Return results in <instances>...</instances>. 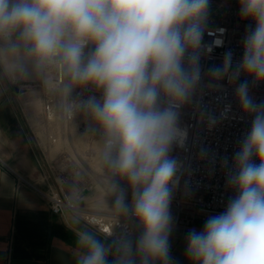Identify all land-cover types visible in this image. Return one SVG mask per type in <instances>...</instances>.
Wrapping results in <instances>:
<instances>
[{"label":"clouds","instance_id":"clouds-1","mask_svg":"<svg viewBox=\"0 0 264 264\" xmlns=\"http://www.w3.org/2000/svg\"><path fill=\"white\" fill-rule=\"evenodd\" d=\"M210 9L211 0H0V66L17 80L53 85L64 110L83 115L113 196L110 231L78 214L66 224L73 264H177L172 202L185 170L173 151L188 136L182 111L199 88L218 90L224 80L250 126L231 162L220 164L231 193L223 211L187 232L184 257L264 264V103L250 94V85L264 84V0H238L240 19L250 22L242 56L233 64L225 53L203 84Z\"/></svg>","mask_w":264,"mask_h":264},{"label":"crops","instance_id":"crops-1","mask_svg":"<svg viewBox=\"0 0 264 264\" xmlns=\"http://www.w3.org/2000/svg\"><path fill=\"white\" fill-rule=\"evenodd\" d=\"M36 81L17 80L0 66V264H73L66 227L73 214H54L48 196L60 190L70 200L81 195V187L54 183L55 162L62 169L63 156L73 148L81 152V132L74 122L46 118L48 91L22 93V83Z\"/></svg>","mask_w":264,"mask_h":264},{"label":"built area","instance_id":"built-area-1","mask_svg":"<svg viewBox=\"0 0 264 264\" xmlns=\"http://www.w3.org/2000/svg\"><path fill=\"white\" fill-rule=\"evenodd\" d=\"M249 23L241 20L238 15V0H211L208 28L202 41L205 48L209 49L201 60L203 84L207 83L206 73L209 69L222 66L225 53H232L233 64L240 60L241 41ZM217 42H220L219 45ZM244 79L242 76L241 81ZM221 83L222 87L218 90L203 86L199 88L192 103L182 111L181 126L187 128L188 136L184 147L175 148L173 155L183 162L185 174L172 202V213L175 217V230L184 233L190 229H199L198 227L201 229L208 216L223 211L231 193L225 189V175L220 164L225 158L231 162L238 142L250 126V118L242 117L235 99V85L229 84L227 80ZM20 87L23 89L22 93L31 87L48 91L44 97L46 118L53 123L59 119L74 122L78 130L84 133L83 115L66 112L53 85L33 82L22 83ZM250 94L257 103H264V84L250 85ZM226 106H230L227 112L224 111ZM208 116L216 119V123L211 127ZM87 137L95 141L94 138ZM51 139L56 141L54 133ZM48 197L54 214H78L85 219L84 222L90 226L92 224L100 233L106 232L105 229L110 231L114 227L115 214L97 212L100 219L95 222L90 214H81V210L84 212L87 208L79 204V200H83L80 194L70 200L65 192L60 190Z\"/></svg>","mask_w":264,"mask_h":264},{"label":"rangeland","instance_id":"rangeland-1","mask_svg":"<svg viewBox=\"0 0 264 264\" xmlns=\"http://www.w3.org/2000/svg\"><path fill=\"white\" fill-rule=\"evenodd\" d=\"M43 82V81H36ZM81 132V131H80ZM71 155L63 156L59 161L62 169L57 168L54 164V183L58 186L64 184L75 185L81 187L82 206L91 212H99L102 214H117L113 205V196L107 190L103 183L100 167L97 160L96 142L89 139L81 132V152L73 148ZM66 155V154H65ZM81 220H85L81 217ZM86 223V222H85ZM87 226L92 227L86 223ZM198 227V226H197ZM200 230V227H198ZM187 232L174 230L171 239V251L177 264H188L184 257V237Z\"/></svg>","mask_w":264,"mask_h":264},{"label":"bare ground","instance_id":"bare-ground-1","mask_svg":"<svg viewBox=\"0 0 264 264\" xmlns=\"http://www.w3.org/2000/svg\"><path fill=\"white\" fill-rule=\"evenodd\" d=\"M81 214H85V215H86V214H90V215L92 216L91 218H92V220H93L94 222H95V221H98V220L100 219V218H98L99 216L97 215V212H91V211H88V210H87V211L85 210V211L83 212V210H82V211H81ZM93 216H95V217H93ZM96 219H98V220H96Z\"/></svg>","mask_w":264,"mask_h":264},{"label":"snow or ice","instance_id":"snow-or-ice-1","mask_svg":"<svg viewBox=\"0 0 264 264\" xmlns=\"http://www.w3.org/2000/svg\"><path fill=\"white\" fill-rule=\"evenodd\" d=\"M107 231V229H105Z\"/></svg>","mask_w":264,"mask_h":264}]
</instances>
